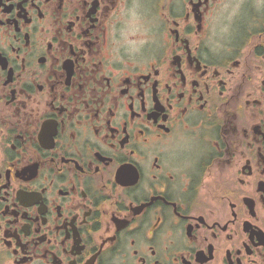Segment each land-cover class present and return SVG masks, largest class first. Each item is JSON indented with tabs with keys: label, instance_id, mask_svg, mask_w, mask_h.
Listing matches in <instances>:
<instances>
[{
	"label": "flooded vegetation",
	"instance_id": "obj_1",
	"mask_svg": "<svg viewBox=\"0 0 264 264\" xmlns=\"http://www.w3.org/2000/svg\"><path fill=\"white\" fill-rule=\"evenodd\" d=\"M0 264H264V0H0Z\"/></svg>",
	"mask_w": 264,
	"mask_h": 264
}]
</instances>
